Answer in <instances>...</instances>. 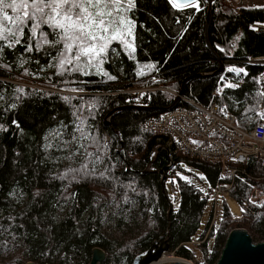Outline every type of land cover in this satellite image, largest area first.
<instances>
[{"label":"trees","instance_id":"1","mask_svg":"<svg viewBox=\"0 0 264 264\" xmlns=\"http://www.w3.org/2000/svg\"><path fill=\"white\" fill-rule=\"evenodd\" d=\"M198 4L199 10H181L167 0H137L130 14L136 22L134 58L118 47L102 65L115 80L94 70L89 75L59 72L50 46L24 51L27 29L19 45L6 48L0 43V264H89L96 247L107 254L103 264H133L168 232L169 252L185 258L192 253L189 245L202 243L209 234L199 248L203 264H215L231 230L244 228L255 241L264 239V166L259 160L235 166L238 174L229 197L242 207V217L234 219L225 204L218 230H210L211 216L197 236L207 198L181 181L179 210L168 218L169 202L156 171L164 169L168 178L185 164L203 173L216 189L231 181L222 164L162 152L153 165L156 171L143 174L155 148L168 140L145 126L160 113L124 111L112 119L118 133L104 127L110 111L132 105L119 92L153 85L179 93L187 78L218 69L205 40L206 0ZM235 7L231 0H216L209 42L226 67L244 68L247 75L225 72L195 79L186 85L184 96L203 106L226 104L240 122L247 119L255 125L263 101L258 75L264 68L245 62L264 57V30L252 28L264 25V7ZM148 64L153 68H146ZM152 74L158 78L155 83L146 81ZM41 75L50 88L82 91L71 95L33 87ZM225 75L238 87H224L221 98L216 97ZM175 98L157 91L149 104L167 108Z\"/></svg>","mask_w":264,"mask_h":264},{"label":"snow or ice","instance_id":"2","mask_svg":"<svg viewBox=\"0 0 264 264\" xmlns=\"http://www.w3.org/2000/svg\"><path fill=\"white\" fill-rule=\"evenodd\" d=\"M167 3L173 9L196 7L199 10L198 0H167ZM136 6L137 0H0V43L6 48L19 45L27 29L30 35L24 51H40L44 45L50 46L55 50L53 59L57 63L54 66L59 72L89 75V70H94L97 75L115 80L116 77L104 71L102 65L118 47L134 58L136 22L130 14ZM145 67L151 69L153 65ZM227 71L247 75L244 68L235 66ZM142 74V70L137 71L138 76ZM220 79L223 81L225 78ZM223 87L235 88L238 85L226 83ZM78 90L82 91L72 89ZM260 95L264 97V93ZM220 111L224 112V109ZM257 115L264 120V110ZM0 130H3V125H0ZM81 135L83 138V133ZM97 160H100L99 156ZM176 175L192 183L188 176L179 172Z\"/></svg>","mask_w":264,"mask_h":264},{"label":"built area","instance_id":"3","mask_svg":"<svg viewBox=\"0 0 264 264\" xmlns=\"http://www.w3.org/2000/svg\"><path fill=\"white\" fill-rule=\"evenodd\" d=\"M231 1L236 6L246 8L253 0ZM252 28L260 32L264 30V25L257 23ZM245 63L260 65L264 68V57L250 58ZM258 84L260 92L264 93V69L258 75ZM157 91H167L175 97L179 94L174 90L153 85L125 90L119 94L126 95L127 101L132 105L149 106L151 94ZM222 108L224 112L220 111ZM261 110H264V97L260 106ZM254 121H257V124L254 125L247 119L240 122L237 115L230 112L226 104L215 102L210 106H203L196 100L184 96L178 107L147 119L145 126L148 130L168 136L165 145L169 148L171 156L182 152L191 157L215 160L222 164L223 172L231 177V181L219 184L214 189L216 194L214 207L216 208L219 196L224 198L230 196L238 174L235 166L245 164L253 158L259 160L264 166V120L258 116ZM202 197L207 198L205 195ZM215 222L216 219L211 223L210 230L215 226ZM192 244H201V242ZM174 261L200 264L192 253L189 258H175Z\"/></svg>","mask_w":264,"mask_h":264},{"label":"water","instance_id":"4","mask_svg":"<svg viewBox=\"0 0 264 264\" xmlns=\"http://www.w3.org/2000/svg\"><path fill=\"white\" fill-rule=\"evenodd\" d=\"M215 2L216 0H206L207 13H206V22H205V40L210 50L217 58L218 69L215 70L214 72L199 73L187 78L179 94L176 96L174 102L172 103V105H170L167 108H156L150 105L149 106L127 105L113 109L104 118L105 128H110L114 130L116 133H118L117 130L113 128L112 119L114 116L124 111L161 113V112L173 110L181 104L182 97H184V89L189 82L200 78L216 77L219 75H223L225 73L226 71L225 63L218 55H216L209 42V32L211 25L213 23V10H214ZM162 152L169 153L170 150L166 145H161L156 147L154 150L153 159L148 165L147 169L143 172V174H149L156 171L155 169H153V165L157 160L159 154H161ZM173 164L174 163L172 162V164L169 166V169L173 168ZM128 170H130V167H128ZM156 172L162 176L161 179L162 190L164 196L169 202L170 208L168 212V218H170V215L173 212L174 207L169 199L168 192L166 189V181H167L166 171L162 169V170H157ZM170 225L171 224H169V227ZM169 240H170V236L168 232L167 237H161L159 240L155 241L147 251L138 255L134 259L133 264H187L180 261H172L165 263L161 262L164 255H166L169 252L170 249ZM106 260H107L106 252L103 249L96 247L93 249L92 258L89 264H103ZM27 264H41V263L28 262ZM215 264H264V239L261 242L256 243L252 238L251 234L246 229L237 228L231 230L228 234L226 243L221 251L220 257Z\"/></svg>","mask_w":264,"mask_h":264},{"label":"rangeland","instance_id":"5","mask_svg":"<svg viewBox=\"0 0 264 264\" xmlns=\"http://www.w3.org/2000/svg\"><path fill=\"white\" fill-rule=\"evenodd\" d=\"M254 7H264V0H253L250 3V5L247 6V8H254ZM198 8L200 9L199 4H198ZM235 8L241 9V7H239V6H236ZM229 67H231V66H229ZM229 67H226L225 72L229 73V71H227V69ZM232 73H234V72H232ZM235 74L239 75L242 73H239V74L235 73ZM224 78L225 79L221 82V84L219 85L218 90H217V95L220 96V98H221L222 92L224 90L223 85L226 83H231L229 78L227 79L226 75ZM146 81H151V82L155 83L158 81V78H157L156 74H152L151 76L148 77V79ZM44 82H45L44 76L41 75L40 77L36 78V83L32 84V86L39 88V89H42V90H49V91H54V92L59 91V92L67 93V94H71V95L80 94V93H78V91H72V89H63L62 90V89L57 88V87L50 88L48 85H45ZM73 85L74 84H71L70 86H73ZM146 86H149V85H146ZM146 86L140 85V86H137L136 88H141V87H146ZM160 88H164V89L168 90V88H165V87H160ZM163 92H166L170 95H173L167 91H163ZM259 112H260V110H259ZM257 117H258V115L253 119V121L255 119H257ZM177 172L181 173V175H183V176H188L189 179L192 181V183H190V185L194 186L197 190H199L201 193H203V195H205V197H207V205H206V209H205V212L203 215L202 226H201V229H200L197 236H200L205 231L207 224L209 223V221L211 219V216H212L211 223H213V220L216 219L215 231H217L221 222H222L223 215H224V207H225V204L228 201L229 197L224 198L222 196H219L218 204L216 205V208H215L214 207L215 206V198H216L215 190L211 188V186L207 182L203 173H201L200 171L195 170L191 167H188L185 164H180L173 171H171V174L167 178V181H166V189L168 192V196H169V199L172 202V205H173L174 210L176 212L179 210V207H180V182L181 181L186 182L176 175ZM172 181H175V182H172ZM201 189H203V191H201ZM236 213H238V212H236ZM242 214H243V211L241 212V215H239L238 217L234 216L232 213H231V216L234 219H237V218L239 219L240 217H242ZM210 227H211V225H210ZM208 236H209V234H208ZM208 236L205 238V240L208 238ZM204 241H202L201 244H203ZM255 242L257 243V241H255ZM258 242H261V241H258ZM199 246H200V244H191V245H189V248L192 250V254L196 257V259L199 261V263L203 264L205 261L204 255L202 254V251L199 248ZM212 247H213V240H211L209 242V248L211 249ZM165 256H166V260H168V261H171L175 258H178V259L181 258L180 256H177L176 254H172V252H170V254H166ZM164 257L162 258V260L164 259Z\"/></svg>","mask_w":264,"mask_h":264},{"label":"crops","instance_id":"6","mask_svg":"<svg viewBox=\"0 0 264 264\" xmlns=\"http://www.w3.org/2000/svg\"><path fill=\"white\" fill-rule=\"evenodd\" d=\"M236 204L237 205V207H238V210L239 211H234L233 209H232V206H233V204ZM226 204H227V206L229 207V209H230V211H231V213L234 215V216H239V215H241V212H242V207L234 200V199H232V198H228V201L226 202ZM232 205V206H231ZM236 212H238V213H236Z\"/></svg>","mask_w":264,"mask_h":264},{"label":"bare ground","instance_id":"7","mask_svg":"<svg viewBox=\"0 0 264 264\" xmlns=\"http://www.w3.org/2000/svg\"><path fill=\"white\" fill-rule=\"evenodd\" d=\"M232 206V205H231ZM232 209L234 210V211H239L238 210V207H237V205L234 203L233 204V206H232ZM201 242V241H200ZM172 261H174V259L173 260H171V261H168V260H166V256L164 257V259L161 261L162 263H165V262H172Z\"/></svg>","mask_w":264,"mask_h":264}]
</instances>
